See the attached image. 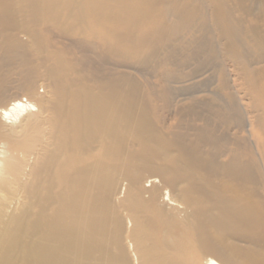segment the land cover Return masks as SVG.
<instances>
[{"label": "bare ground", "instance_id": "bare-ground-1", "mask_svg": "<svg viewBox=\"0 0 264 264\" xmlns=\"http://www.w3.org/2000/svg\"><path fill=\"white\" fill-rule=\"evenodd\" d=\"M0 264H264V0H0Z\"/></svg>", "mask_w": 264, "mask_h": 264}]
</instances>
